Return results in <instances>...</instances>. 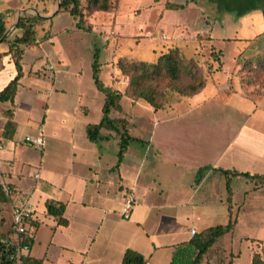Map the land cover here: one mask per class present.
Here are the masks:
<instances>
[{
    "label": "rangeland",
    "instance_id": "374dc122",
    "mask_svg": "<svg viewBox=\"0 0 264 264\" xmlns=\"http://www.w3.org/2000/svg\"><path fill=\"white\" fill-rule=\"evenodd\" d=\"M59 1L31 0L33 10H24L21 15L36 16L37 13L47 20L35 27L40 45L26 48L22 57L25 75L13 108L17 131L11 148L6 149L11 152L6 155L9 163L0 159L2 173L7 170L10 173L5 175V181L14 184H9L15 191L13 202L21 204L28 201L41 221L31 249L32 256L41 258L44 264H71L86 256L88 246L95 238L93 221L84 224L76 240L65 228L54 227L52 218L44 217L45 194L63 203L70 197L77 202L78 199L86 202L87 206L77 207L96 220L101 212L106 216H119L121 211L122 202L117 206L119 172L117 169L109 171L117 162L119 137L114 132L102 130L106 137L94 144L85 135L84 126L99 121L103 104V94L96 90L91 78L90 65L95 47L100 51L101 80L105 86L123 95L130 78L118 68L120 61L154 63L157 57L174 46L184 56L196 59L201 74L206 77L205 88L210 83L215 88L214 98H211L214 94L209 93V85L205 102L192 107L194 97L176 95L165 88L167 80H162L158 85L164 91L163 110L154 112L144 100L124 95L121 100L123 112L111 114L112 118L125 119L129 134L145 142L129 145L125 165L130 171V178H136L140 184L147 186L152 197L154 180L158 178L162 186L166 184L171 188L184 183L180 175L177 178L164 165L161 171H155L158 176H154V169L158 167L154 162V139L160 146L161 160L171 161L173 155L191 171L194 164L211 163L214 167L264 174L262 147L247 134L250 130L264 133V111L260 110H264V38L245 40L259 32L263 24L260 12L264 0H211L210 7L209 0H111L109 12L89 10L87 0H79L83 12L80 25L89 27L90 31L76 28L75 20L67 13L57 11ZM3 2H6L5 5ZM44 2L49 5L55 3L54 11L38 12ZM167 2L186 3V7L183 10H168L165 8ZM250 3L257 6L245 15L237 14ZM3 6L13 11L9 12ZM17 10H20L17 0H0L2 16ZM45 56H48L47 63ZM238 57L242 66L246 63L245 68L235 67ZM54 81L55 87L62 92L51 91ZM78 93L80 97L75 96ZM10 107L7 105L6 109H0L4 118ZM164 114L176 116L160 122L157 127V119H164ZM38 136H43V147H30L24 142L25 137ZM88 149H94L101 158L96 156L91 159L92 153ZM86 165L97 167L101 178L108 181L103 185V198L99 201L93 194V184L84 188V192L83 189L79 191L83 181L81 175L83 178L87 174ZM36 174L39 179H35ZM47 183L51 184V188L45 190L43 186ZM245 183L251 185L252 191L264 188L254 189L251 182L241 177L232 178L231 187L236 189V210L233 206L236 222L238 215L245 213L240 219L243 225L236 224L232 231V246L240 251L239 264L248 263L250 249L247 245L253 242L250 239L264 237L261 234L264 232L244 224L252 218L256 220L255 225L264 224V189L261 194L240 197L241 191L238 190H242ZM222 189L224 202L211 209L210 226L223 225L228 220L224 181ZM130 194L133 196L132 191L126 196ZM70 211L77 218V212L73 213L72 207ZM251 214L254 217L251 218ZM0 216L4 218L0 232L4 233L11 225L9 206L1 208ZM242 236L250 237L249 241L235 243ZM226 240L217 243L221 247L229 246ZM258 244L257 252L261 255L257 254V257L262 261L264 243ZM99 249L98 244L93 246L88 255H95ZM215 251L216 248L211 249L210 253Z\"/></svg>",
    "mask_w": 264,
    "mask_h": 264
},
{
    "label": "crops",
    "instance_id": "0c3cea01",
    "mask_svg": "<svg viewBox=\"0 0 264 264\" xmlns=\"http://www.w3.org/2000/svg\"><path fill=\"white\" fill-rule=\"evenodd\" d=\"M30 1L31 0H17V2H20V10L21 11L31 10L33 6H31L32 4ZM5 3L6 2H3V5H5ZM207 3L209 5L208 7H210V3H212V1L209 0ZM55 5H56L55 3L53 5L51 4L49 5L48 3L44 2L42 3L41 10L40 8H38L39 9L38 12L54 11ZM3 7L9 12L13 11L12 9L7 8L6 6H3ZM20 10L14 11L11 14H7L6 16H2L0 14L3 17V20L5 21V24L8 27V30L11 29L12 25H14L16 19L18 18L19 13L21 12ZM40 16L42 17V15ZM260 16H261V21L263 23L261 12H260ZM43 18L45 17L43 16ZM263 32H264V23L260 25L259 32H257L252 38H248L245 40L252 41L258 38L259 36H261ZM20 35H21V31L19 29L14 28L8 38L12 40L14 37L20 36ZM208 39L209 40L211 39L209 35H208ZM39 45L40 44H38V46ZM7 50H8V46L6 44H0V53H6ZM47 59H48V56H45V63L48 62ZM51 69H53V67H51ZM15 74H16V71H15L13 62L11 60V56L4 55L3 57H1L0 58V91L7 85V83L10 80H12ZM24 75H25V72H24ZM54 83L55 81L53 82L51 86V91L62 92L63 90L57 89ZM208 86L210 88V89L208 88L209 93L214 94L216 92L212 84L211 83L208 84L201 93L194 96L193 102L195 103L192 105V107H198L201 105V103L205 102L204 96H205V92L207 91ZM75 96H79V93ZM214 97H215V94L211 98H214ZM7 105L9 104L3 103V107H2L0 104V109H6ZM47 109H48V104H46V110ZM260 110L264 111L263 109H260ZM164 115L166 116L164 117V119L163 118L157 119V124H156L157 127L159 126L160 122L164 120H169L170 118L176 116V115H170V114H164ZM14 116L15 114H13L12 121L16 125L15 131L13 135L11 136V139H8V138H5L2 134L3 127L7 121V118H4V116L0 113V143L3 146V149L0 151L2 153V154L0 153L1 154L0 159L5 161L6 163H9L10 161V160L9 161L7 160L6 155L11 153L9 152V150H6V149L11 148L13 144L12 140L17 131V123L14 121ZM44 123L45 122H42V125L45 126ZM87 125H85L84 128ZM101 134L102 136L106 137V135H104L102 131H101ZM247 134L248 136L256 139L255 141H258V144L262 147L261 153L264 154V133L250 130V131H247ZM41 138H42L43 146H44L43 136ZM159 149H160V146L158 147V142H156V140L154 139V162H156L155 165L156 164L158 165V167L154 169V176L157 175L156 174L157 172L155 171L157 169L161 171L160 168L161 166L164 165L172 173H175L174 175L177 178L180 175L184 183L177 184L173 188H171V187H167L166 184H163L162 186V181H160V179L158 178L157 181L154 180V197H152L150 195L149 188L147 186L140 184L136 178L134 179L133 177L132 179L130 178V174H128L130 171L127 170V167L125 165V162L127 160V154H126L119 168L117 169L119 172L118 193H120L119 199H117L118 200L117 206H120L121 204L120 202L123 201V199L125 198L128 192L130 191L133 192L136 205L134 206V209L129 219L127 220L123 219L121 217L120 211H119V216H114V215L106 216L104 212L103 213L101 212L100 214H98V217H97L98 221H97L94 218V216L90 217L88 215H85L86 213L81 212L80 208L77 207V206H82V207L87 206L86 202H80V199H78V202H77L75 201L73 197H70V200L64 203L65 212H64L63 217L67 221V225L61 226V227L65 228V230L70 233V235L73 237L72 238L73 240H76L78 238V235L80 234V230H83V228L85 227L84 224L86 223L88 224V223H91L90 221H93V223L91 224H93L95 227V230H94L95 238L89 244L88 246L89 249H88L86 256L79 258L78 261L76 262L73 261L71 264H121V259L126 249L134 250L140 255H142L146 259V264H170L172 260V256L176 250V247L188 243L190 239L193 237L190 233L191 229H194L195 234H198L201 231L209 227H213V226H210L208 222L209 219L212 218V214H213L212 213L213 211L211 209L214 208L213 207L214 205H218L224 202V198L222 196L223 194L222 182L224 181V184H225V180L223 176L220 175V173L215 170L216 169L235 170L237 168L214 167L211 163H204V164L198 163V164H194V167L192 168V171H191V168L186 169L185 166H182L183 163H180L179 160L173 155H172L171 161L166 160L164 158H163L164 160H161V154H160ZM88 150L92 153L91 159H93V157L95 158L96 156L98 159L101 158L100 155L98 154L96 155V152L94 149L93 150L88 149ZM180 166H182V168H180ZM205 166L210 167V169L203 172L200 178V181L196 182L198 170ZM85 169L87 170L86 171L87 174H85L83 178L81 175V180H83L82 185L83 184L84 185L83 187L82 185L81 186L78 185L79 191H82L83 189V192H84V188L89 187V184H93V187H94L93 194L97 198V201H99L101 198H103V195L101 194L104 191L103 185L108 184V181H105L104 179L101 178V175L98 172L97 167L95 168L93 166L86 165ZM111 169L112 167L109 169V171ZM242 172H247V171L243 170ZM122 173H123V177H122ZM5 175L6 176L10 175L8 170L4 174L0 170V182L3 181L6 184H11L14 186V184L5 181L4 179ZM189 175L191 176L189 177ZM193 175L194 177H192ZM38 179H39V175H38ZM49 185L51 186V184ZM250 186L251 185H248V183H245V187L242 188V190H238V191H241L240 197H244V196L251 197V196H254L255 194H261L263 192L262 190L264 188H262V190L259 189L260 191L259 190L252 191V188ZM14 193L15 191L13 190V194ZM235 194H236V189L232 188V203L236 210L237 205H235L236 202H234ZM47 199H50V198L48 195L45 194L44 202ZM11 200L12 201L10 203L14 205H19L17 201L13 202V196ZM106 200L107 199H105V201ZM224 204L226 207V203ZM71 207H72L73 213L77 212V218L71 215V211H70ZM44 210H45L44 217L46 216L51 217L47 215L45 207H44ZM108 211L110 212V210ZM88 214H93V213H88ZM242 215L240 214L238 215L236 224H242V221H240V219L242 218ZM252 216L253 215L251 214V218ZM51 218L53 221L52 225H54V227L57 228L58 226H57L55 219L53 217ZM245 218L248 219L247 215L245 216ZM3 222H4V218H3ZM32 222L34 223V227L30 229L31 230L30 232L35 231L33 235V242H34L35 235L37 233V228L41 224V221L37 217L36 211L34 215V220ZM75 224H77L78 226L75 227L76 226ZM244 224L248 228H252L260 232H264V224H262L261 226L255 225L256 220L253 221V218H252V221H247ZM7 232L8 231L4 233L1 232V233L6 234ZM233 233L234 232H231L229 234L224 235L220 239H218L219 241V240H226L227 238V240L229 241V246L225 245L221 247L216 242L209 249V252L207 255V258H208L207 262H203L202 264H218L220 261H223L222 264H239L238 259L240 257V251L235 250L234 246H232L233 235H234ZM261 234H264V233H261ZM249 239L250 237L242 236V237H239V239H236L235 243L242 242V240L249 241ZM227 240L225 243L228 242ZM250 240L253 242L247 245V248H249L250 251H249V260H248V263L246 264H251L254 254L261 255V252H257L259 250L258 248L260 247V244H258V242L264 243V237L261 236L259 238H252ZM33 242L30 248L29 255L30 257L34 259H38L42 261L41 258L31 255V249L33 247ZM97 244L99 245L100 247L99 250L101 252L99 251V252H96L95 255L89 256L88 254L90 253L91 248ZM254 246L257 249H255ZM215 248H216L215 253L211 254L210 253L211 249L215 250ZM262 253L264 254L263 248H262ZM262 261L264 262V259H262Z\"/></svg>",
    "mask_w": 264,
    "mask_h": 264
},
{
    "label": "trees",
    "instance_id": "16d2710c",
    "mask_svg": "<svg viewBox=\"0 0 264 264\" xmlns=\"http://www.w3.org/2000/svg\"><path fill=\"white\" fill-rule=\"evenodd\" d=\"M87 4V8L95 12H109L112 8L111 0H87ZM255 6H257L255 3L247 4L237 14L243 15ZM185 7L186 3H165V8L168 10H183ZM59 12L67 13L73 20H75L76 28L90 31L89 27L84 28L80 25V22L83 20V12L81 10L79 0H61ZM261 14L264 23V7L261 9ZM46 20L47 19L41 18L38 15L21 16L15 27L21 31V35L14 37L12 40L7 38L1 43L6 44L8 46V50L6 53H0V58L4 55H10L16 71L12 80H10L0 91V104L7 103L11 106L10 109L7 110V121L3 127L2 134L5 138L11 139L16 127L12 119L14 114L13 110L15 109L14 100L20 81L24 76L22 57L26 48L38 46L40 40L37 38L35 27L37 24ZM7 30L8 27L6 26L3 17L0 15V38L3 37ZM261 37L264 38V32ZM99 52V49L95 47L90 68L93 85L96 90L103 94L101 118L96 124H88L85 127V135L89 142L98 144L105 138L101 134L102 130H107L117 134L119 137L118 152L116 155L117 162L112 168L115 170L119 168L131 143H137L140 145L145 143L143 140L132 137L129 134L127 129L128 123L125 119H116L111 117L112 113L123 112L121 105L123 96L125 95L132 99H142L154 109V112H157L164 109V103L162 101L164 91L159 89V81L167 80L165 85L166 89H169L171 92L176 93V95L180 97L191 98L199 94L205 88L206 77L201 74L200 66L193 56H184L179 51V48L174 46L166 53L157 57L154 63H132L120 61L118 63V68L130 78L126 92L123 95L119 91L105 86L101 80ZM245 64L242 66L238 57L235 67L242 69L245 68ZM262 107L264 108V102ZM209 169L210 167L208 166L200 168L197 173L196 182H199L202 173ZM215 171H218L225 180V203L228 212V220L226 224L209 227L198 234H194L188 243L177 246L170 264H202L203 262H207L209 249L218 241V239L234 230L236 220L232 203V178L241 177L246 181L251 182L254 185V189L257 187H264V174H250L249 172L223 169H216ZM43 188L46 190V188L49 189L51 186L46 184ZM11 201V198L5 196L0 186V205L6 206ZM44 207L47 215L55 219L57 226L67 225V221L63 217L65 212L64 203L54 199H47L44 202ZM2 224L3 218L0 217V226ZM31 227H34L33 222L31 223ZM34 232L35 231L30 232L31 245L33 242ZM6 236L7 234L0 232V264H8L6 261L4 245L2 243V240H4ZM24 262L26 264H42L41 260L34 259L30 257V255L24 258ZM121 264H146V259L136 251L126 249L123 253ZM218 264L222 263L219 262ZM251 264H264V262L261 261L256 254L253 256Z\"/></svg>",
    "mask_w": 264,
    "mask_h": 264
},
{
    "label": "built area",
    "instance_id": "2783aa9c",
    "mask_svg": "<svg viewBox=\"0 0 264 264\" xmlns=\"http://www.w3.org/2000/svg\"><path fill=\"white\" fill-rule=\"evenodd\" d=\"M51 69V66L49 67ZM24 142L30 147H42L43 141L40 136L38 137H25ZM3 149L0 143V151ZM35 179H38V175H35ZM1 189L5 196L12 199L13 189L9 184L0 182ZM135 199L130 194L125 196L121 204V217L125 220L130 218V215L134 209ZM11 212V225L6 233L7 236L2 243L5 249L6 261L8 264H26L24 258L29 255L31 248V236L30 229L31 223L34 220L35 209L27 202L19 205L12 203L7 204ZM0 205L2 207H6ZM191 235L195 234V230H190Z\"/></svg>",
    "mask_w": 264,
    "mask_h": 264
},
{
    "label": "water",
    "instance_id": "95a60500",
    "mask_svg": "<svg viewBox=\"0 0 264 264\" xmlns=\"http://www.w3.org/2000/svg\"><path fill=\"white\" fill-rule=\"evenodd\" d=\"M59 8H60V1H59L58 4H57V11L59 10ZM23 12H24V11H21V12L19 13L18 18L16 19V21H15L14 25L11 27V29L8 30V31L3 35L2 38H0V44H1V43L7 38V36H8V35L12 32V30L16 27V24H17V22H18V20H19V18H20V16L22 15ZM36 15H38V16L40 17L39 14L36 13Z\"/></svg>",
    "mask_w": 264,
    "mask_h": 264
}]
</instances>
